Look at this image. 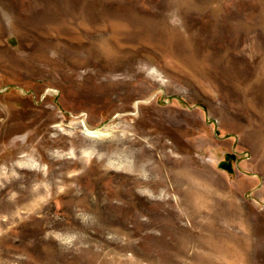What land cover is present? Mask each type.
<instances>
[{
	"label": "rangeland",
	"instance_id": "obj_1",
	"mask_svg": "<svg viewBox=\"0 0 264 264\" xmlns=\"http://www.w3.org/2000/svg\"><path fill=\"white\" fill-rule=\"evenodd\" d=\"M0 264H264V0H0Z\"/></svg>",
	"mask_w": 264,
	"mask_h": 264
}]
</instances>
